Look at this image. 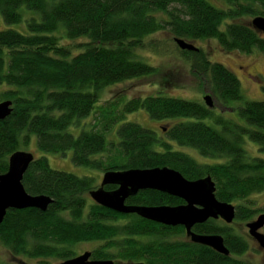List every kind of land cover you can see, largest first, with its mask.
I'll use <instances>...</instances> for the list:
<instances>
[{
    "label": "trees",
    "instance_id": "obj_1",
    "mask_svg": "<svg viewBox=\"0 0 264 264\" xmlns=\"http://www.w3.org/2000/svg\"><path fill=\"white\" fill-rule=\"evenodd\" d=\"M224 1L227 7L209 0H0V13L8 24L24 19L23 8L39 15L26 20L28 33L0 30V83L12 86L1 93L0 101H13L11 114L0 120V173L7 172L11 154L26 150L35 134L41 150L72 149L76 164L104 173L169 166L192 180L210 175L217 198L236 205L237 220L249 221L264 211L255 199L264 194V100L246 99L236 73L208 58L203 48L182 53L189 56L191 69L203 83L209 80L221 104L242 102L238 112L245 124L217 114L200 101L163 94L96 105L106 86L158 71L137 49L145 46L147 36L161 30L192 41L216 38L226 51L257 49L264 54V33L250 22L264 15V0ZM60 29L71 40H87L62 43L56 34ZM140 109L159 120L186 119L166 130L167 140L138 122L125 121L128 113ZM90 115H94L92 122L79 134L69 131ZM207 118L219 127L205 122ZM120 122L117 138L109 139L108 133ZM246 138L258 144L262 155L250 154ZM171 141L193 147L214 161H199L174 149ZM23 184L29 193L47 194L54 201L46 211L32 207L7 211L0 224V242L13 256L63 261L77 256V244L97 242L100 245L91 250L93 259L247 264L236 256L249 249L248 239L222 219L198 223L193 231L223 235L229 255L192 241L182 225H165L96 203L90 198V191L99 187L93 176L53 168L46 156L30 164ZM127 203L154 206L185 201L146 189Z\"/></svg>",
    "mask_w": 264,
    "mask_h": 264
},
{
    "label": "rangeland",
    "instance_id": "obj_2",
    "mask_svg": "<svg viewBox=\"0 0 264 264\" xmlns=\"http://www.w3.org/2000/svg\"><path fill=\"white\" fill-rule=\"evenodd\" d=\"M211 3L218 7H227L228 4L224 0H209ZM24 19L18 23L8 24L5 22L2 14L0 13V30L6 28H15L22 32H29L27 27V19L31 15H35L39 18V15L34 11L23 8ZM163 16V14H159ZM61 36V42L65 44H76L78 42L86 41L87 38L81 37L71 40L67 37L65 31L60 29L56 32ZM175 35L169 30H161L153 33L145 38V46L137 49L139 56L146 62L154 65L158 68L156 73L150 75H144L132 79L125 80L120 83L111 84L103 88L99 93V100L97 106L104 104L106 101H119L125 99L126 101L132 97H145L148 95L163 94L168 96L180 97L189 100H197L205 103L204 96L211 94L214 100L213 109L217 114H222L225 117L235 119L241 123H246V120L239 115L238 107L242 104L240 101H233L229 105L224 106L215 97L211 90V84L209 80L203 81L200 77L191 69V62L189 56L182 53L175 41ZM192 41V40H191ZM197 46L203 48L208 58L212 61H218L225 64L241 80L242 90L246 99L249 100H264V54L257 49L251 53L240 52L236 50L226 51L224 50L216 38L197 39L193 41ZM78 48L74 51L76 53ZM12 88V86L6 83H0V95L6 89ZM93 116H88L82 119L79 126H71L69 131L74 134H79L84 127H87L93 120ZM183 117H175L169 119H155L152 118L145 109H140L135 112L128 113L125 121H135L142 126L152 129L158 133L159 136L169 140L166 136V130L176 122L185 120ZM123 122V121H122ZM118 123L114 126V129L108 133V138H117L116 129L122 123ZM205 122L219 127L218 124L211 118L205 119ZM174 149L185 151L194 156L199 161H214L206 159L200 155L197 149L190 146H183L175 141H171ZM246 148L251 155H262L259 151L257 143L246 138ZM160 148V147H158ZM26 150L32 152L34 156H46L50 162V165L56 169H62L68 172H73L79 176H93L95 179V185L100 186L103 181L104 171L91 168L84 165L76 164L73 161V150L68 149L65 152H48L43 151L38 147L37 137L32 134L31 142ZM91 198V197H90ZM92 199V198H91ZM256 205L260 208L264 207V194L255 196ZM93 200V199H92ZM94 201V200H93ZM264 213L261 211L255 215V219L259 214ZM252 219V220H253ZM251 221V220H249ZM237 220L236 218L232 223H226L230 225L237 233L242 234L248 239L250 247L242 255L236 257L247 264H264V249L260 247L257 241L249 234L247 222ZM264 231V228L262 229ZM100 243L97 242H81L76 245V254H82L85 251H91L98 247ZM130 261V260H129ZM124 261V262H129ZM57 261L54 258H28L25 256H13L9 249L0 242V264H55ZM122 261H115V264H124Z\"/></svg>",
    "mask_w": 264,
    "mask_h": 264
},
{
    "label": "water",
    "instance_id": "obj_3",
    "mask_svg": "<svg viewBox=\"0 0 264 264\" xmlns=\"http://www.w3.org/2000/svg\"><path fill=\"white\" fill-rule=\"evenodd\" d=\"M253 27L264 33V15L250 20ZM181 50L199 51L200 47L183 37H175ZM206 105L214 107L211 94L204 96ZM13 110V101H0V120L8 117ZM163 130H167L163 127ZM36 156L27 150H18L9 157L8 170L0 173V224L9 209L37 208L46 211L54 199L47 194H31L24 184L23 177ZM116 185L113 190L107 185ZM159 190L179 197L185 201L180 205H132L127 199L141 190ZM216 183L208 175L198 179H188L179 170L169 166L110 170L104 173L98 188L90 191L91 198L98 204L119 213H136L139 216L169 226L182 225L192 241L212 247L229 255L221 234H199L193 231L194 225L207 220L222 219L232 223L236 218V205L222 201L216 196ZM249 234L264 249V213L247 222ZM92 252L85 251L75 257L55 264H115L113 259H93ZM124 264H146L143 261H129Z\"/></svg>",
    "mask_w": 264,
    "mask_h": 264
},
{
    "label": "flooded vegetation",
    "instance_id": "obj_4",
    "mask_svg": "<svg viewBox=\"0 0 264 264\" xmlns=\"http://www.w3.org/2000/svg\"><path fill=\"white\" fill-rule=\"evenodd\" d=\"M92 258V257H91Z\"/></svg>",
    "mask_w": 264,
    "mask_h": 264
}]
</instances>
